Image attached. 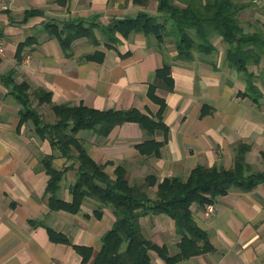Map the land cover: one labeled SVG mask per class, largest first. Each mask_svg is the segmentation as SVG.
I'll use <instances>...</instances> for the list:
<instances>
[{"label":"crops","instance_id":"obj_1","mask_svg":"<svg viewBox=\"0 0 264 264\" xmlns=\"http://www.w3.org/2000/svg\"><path fill=\"white\" fill-rule=\"evenodd\" d=\"M244 1L248 5L238 12L240 25L246 31L264 34V0ZM2 2L0 264H83L72 244L98 250L101 236L114 221L108 205L100 208L99 216L94 215L100 204L92 197H86L77 212L49 207L43 194L49 177L43 159L53 150L35 131L30 118L20 119L23 105L13 91L15 84L24 82L28 90L50 91L52 103H83L97 109L135 107L153 115L159 103L149 98V84L156 69L168 64L172 89L160 84L154 91L165 105L162 121L166 133L149 135L135 121L115 125L104 137L92 129H80L76 136L88 154L99 163L112 161L104 166L111 177L121 164L129 183H140L147 175H154L157 181L165 176L186 178L196 164L232 167L235 149L241 143L247 146L244 160L249 169L264 170V53L257 63L248 65L260 91L254 101L244 93L245 72L225 60L227 43L220 35L212 39V52L193 51L192 58L184 59L177 56L171 34L159 42L153 34L141 31L126 36L116 33L118 41L109 46L94 26L98 43L81 35L64 47L55 32L71 18L91 19L95 15V20L107 25L141 11L156 14L157 0L144 4L133 0ZM30 9L39 12L25 17L24 12ZM19 44L23 45L20 50ZM90 55L94 57H87ZM32 105L44 120L55 119L48 103L37 105L33 99ZM150 138L162 141L158 153H141L137 144ZM69 162L54 151L55 168ZM75 177L76 164L60 181L57 195L62 200H71L69 186ZM213 203L209 215L197 202L190 205L193 219L207 232L212 250L173 264H264V183L249 191L231 186ZM140 222L147 238L165 244L170 253L177 250L179 236L171 217L148 213ZM46 225L66 235L70 243L51 241ZM156 260L166 264L159 256Z\"/></svg>","mask_w":264,"mask_h":264},{"label":"trees","instance_id":"obj_2","mask_svg":"<svg viewBox=\"0 0 264 264\" xmlns=\"http://www.w3.org/2000/svg\"><path fill=\"white\" fill-rule=\"evenodd\" d=\"M65 3L66 0H57ZM144 4L146 0H133ZM248 5L244 0H157V13L138 12L134 17L117 18L107 25L82 17L64 21L56 34L64 47L81 35L88 36L96 44L98 39L93 28L105 36L107 45L118 41L115 36L141 31L153 34L161 42L165 34L174 37L177 56L184 59L193 57V51L212 52L215 47L212 39L220 35L227 43L225 60L237 70L245 72V90L254 101L258 100L260 91L254 84V74L248 65L259 61L264 53V34L261 31H246L240 25L238 12ZM37 9L24 12L25 17L38 13ZM56 29V25H54ZM19 50L23 45L19 44ZM87 57H94L93 55ZM163 84L172 89L169 65L157 68L154 80L149 84L148 96L159 103L155 114L151 115L135 107L122 109H97L83 103H52L51 92L42 88L28 90L24 82L15 84L13 91L22 103L20 119L30 118L35 131L49 141L53 152L43 159V167L49 175L44 195L51 209H64L77 212L86 197H92L100 204L93 213L99 216L102 206L111 207L114 215L112 226L101 236V245L94 251L91 246L72 244L81 255L83 264H152L150 252L154 251L166 264H173L212 250L207 232L200 228L193 219L190 205L197 202L204 206L215 202L234 186L240 191H249L264 183V170L251 171L244 160L245 144L237 145L232 167L196 164L186 176H165L160 181L154 175H147L140 183H129L125 178V168L117 164L114 176L105 170L106 163L95 161L87 152L81 140L76 136L80 129H92L100 136H106L110 130L124 121H135L149 135L156 131L166 133L167 126L162 121L164 103L154 94L155 88ZM48 103L55 119L46 121L32 105ZM162 141L152 138L137 144L141 153L156 154ZM64 156L69 163L60 168L52 165L54 151ZM264 158V153H262ZM76 164V177L69 186L71 200L58 197L57 191L65 172ZM155 185L154 195L147 189ZM164 213L174 221L175 232L179 236L177 250L170 253L165 244H157L147 238L141 229L140 217L148 214ZM38 224V221H32ZM51 241L70 243L68 237L46 225Z\"/></svg>","mask_w":264,"mask_h":264},{"label":"built area","instance_id":"obj_3","mask_svg":"<svg viewBox=\"0 0 264 264\" xmlns=\"http://www.w3.org/2000/svg\"><path fill=\"white\" fill-rule=\"evenodd\" d=\"M2 0H0V5L3 6ZM5 6V5H4ZM2 49V46L0 44V50ZM214 210V203L208 202L204 205V214L209 215Z\"/></svg>","mask_w":264,"mask_h":264},{"label":"rangeland","instance_id":"obj_4","mask_svg":"<svg viewBox=\"0 0 264 264\" xmlns=\"http://www.w3.org/2000/svg\"><path fill=\"white\" fill-rule=\"evenodd\" d=\"M152 189L154 190L155 189V186L150 187V188L147 189L148 194L150 196H153L154 195V191ZM156 257H158V256L153 252V254H152V261H153L154 264H158L157 263V260H156Z\"/></svg>","mask_w":264,"mask_h":264}]
</instances>
